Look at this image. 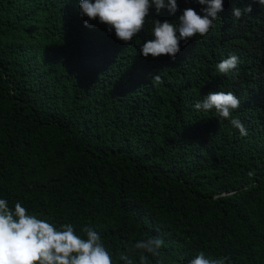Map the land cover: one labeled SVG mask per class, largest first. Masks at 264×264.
Here are the masks:
<instances>
[{
  "label": "trees",
  "instance_id": "trees-1",
  "mask_svg": "<svg viewBox=\"0 0 264 264\" xmlns=\"http://www.w3.org/2000/svg\"><path fill=\"white\" fill-rule=\"evenodd\" d=\"M224 0L205 37L175 60L145 59L152 11L128 44L79 15V0H0V198L78 234L97 231L114 264L148 236L149 264H188L203 251L225 264H264V6L239 20ZM239 59L237 74L216 70ZM161 76L162 83L151 78ZM210 91L233 92L241 136ZM249 172L252 175H249Z\"/></svg>",
  "mask_w": 264,
  "mask_h": 264
},
{
  "label": "clouds",
  "instance_id": "clouds-1",
  "mask_svg": "<svg viewBox=\"0 0 264 264\" xmlns=\"http://www.w3.org/2000/svg\"><path fill=\"white\" fill-rule=\"evenodd\" d=\"M196 3L199 12L186 7L176 17L175 22L152 20L151 38L144 41L140 54L143 58L157 59L167 56L174 61L181 50L193 37H205L220 19L224 11V0H184ZM252 3L264 6V0H251L246 7H234L231 15L239 20L252 12ZM155 11L159 15L167 11L175 16L177 0H79V15L87 17L86 28L92 27L95 20L104 25L106 31L114 33L115 38L128 44L144 30L147 18ZM239 65L237 56L232 55L216 65L219 74L236 75ZM162 83L161 76L151 78ZM241 106L240 99L233 92L210 91L194 108L202 112L214 110L216 116L229 120L241 136L247 130L233 112ZM251 176L252 173L249 172ZM83 235L75 231L71 223L57 226L37 214L30 213L20 202L10 205L0 198V264H114L111 253L104 246L100 234L90 226L81 229ZM159 237L148 236L131 245L130 252L138 255L139 264H149V256L157 257L163 247ZM125 264H133L128 255H121ZM227 257L213 259L203 251L197 253L188 264H225Z\"/></svg>",
  "mask_w": 264,
  "mask_h": 264
}]
</instances>
